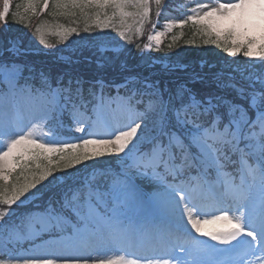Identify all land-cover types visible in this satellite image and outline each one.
Here are the masks:
<instances>
[{
	"label": "snow or ice",
	"instance_id": "6c2138e0",
	"mask_svg": "<svg viewBox=\"0 0 264 264\" xmlns=\"http://www.w3.org/2000/svg\"><path fill=\"white\" fill-rule=\"evenodd\" d=\"M154 4L155 22L150 0H0V25L11 16L12 23L31 27L32 17L51 7L52 15L82 17L85 33L110 29L129 43L133 28L142 35L151 24L146 49H159L167 33L189 25L205 45L264 66V0L178 5L185 15L165 18L164 31L155 29L168 4ZM48 33L43 24L35 27L44 47H51ZM73 33L80 34L76 27L56 34L67 39ZM92 39L102 46L110 37ZM7 50L22 51L15 40ZM22 70L0 61V264H264V75L237 89L246 101L237 104L186 86L165 97L147 81L125 96L92 92L86 98L79 82L47 89L27 79L21 84ZM105 157L119 164L103 173L102 187L69 183L41 210L17 213L43 188L66 180L56 172ZM30 163L39 171H30ZM37 218L48 225L42 229L48 244L22 256L21 241L39 237L32 227ZM216 224L224 227L205 230ZM188 226L207 239L193 237ZM105 249L124 254L107 256Z\"/></svg>",
	"mask_w": 264,
	"mask_h": 264
},
{
	"label": "trees",
	"instance_id": "16d2710c",
	"mask_svg": "<svg viewBox=\"0 0 264 264\" xmlns=\"http://www.w3.org/2000/svg\"><path fill=\"white\" fill-rule=\"evenodd\" d=\"M165 2L168 4L165 17H161L160 24L155 30L163 31L165 18L178 19L185 13L184 8L177 7L178 5H194L195 0H165ZM16 3H19V0H14V5ZM150 7L151 20L155 22L157 17L154 0H150ZM54 11L49 7L42 15L32 17L31 27L12 23L11 16L6 26L0 25V61H12L23 66L21 84L27 79L31 86L47 89L49 86L54 88L57 85H68L69 81L72 82L73 87H76L79 82L78 86L81 87L83 96L90 98V94L98 91L99 88L101 92L111 95L114 93L113 85H124L127 82V87H119L118 90L121 96H125L128 94V89H143L144 82L147 81L154 84L165 97L180 86H186L200 94L221 95L237 104H246L244 99L238 97L237 89L247 88L249 78L264 75V66L260 62L248 60L242 54L229 57L214 45H205L201 36H194L193 29L189 25L167 33L162 38L159 49L153 46L145 50L144 45L148 43L147 37L153 33L151 24L144 26L142 35L135 36V31L132 32L133 34L130 33L131 42L129 43L110 29H105L103 32L100 29H93L92 32L85 33L83 32L85 20L82 17L52 15ZM131 22L132 18H129V23ZM39 24H43L49 30V33L45 35L49 45L66 44L73 40L96 43L92 37L106 36L110 39L105 40L104 43L111 45L121 41L124 49L118 56L110 58L102 56L95 59L81 54L72 56L67 54L69 58L62 59L61 56L48 51L47 47L39 43V38L35 35V27ZM62 27H76L80 34L73 33L67 39H62L56 34L62 31ZM17 36L23 37V42L18 46L22 51L18 55L7 50L11 38L14 39ZM173 36L178 39L173 40ZM169 44L172 46L169 47ZM41 73L46 79H42ZM99 81L103 82L102 85L98 83ZM225 84L232 86L225 88L223 87ZM117 166L116 157H105L103 160L85 162L65 172L58 171L55 175L64 176L66 180L58 181L49 185L48 188H43V184L47 181L38 185L43 188V195L34 201H26L28 204L19 208L17 213L41 210L48 203V198L55 195L60 188L69 183L73 185L77 182L84 183L88 179L85 175L92 170L95 173L90 182L100 184L102 187L105 181L103 173L113 172ZM29 168L30 171H39L31 163ZM20 171L17 168L13 176L15 177ZM20 180L23 182L22 176ZM13 208H16V205H13ZM41 223L40 218H37L32 227L36 230L40 228ZM30 243L32 242L27 240L21 241L18 251L27 248Z\"/></svg>",
	"mask_w": 264,
	"mask_h": 264
},
{
	"label": "rangeland",
	"instance_id": "374dc122",
	"mask_svg": "<svg viewBox=\"0 0 264 264\" xmlns=\"http://www.w3.org/2000/svg\"><path fill=\"white\" fill-rule=\"evenodd\" d=\"M170 20H173V19H170ZM131 23H133V21ZM136 26L138 27V25H136ZM134 31H135V28H133L132 32H134ZM134 34H135V32H134ZM135 36H138V35L135 34ZM22 38L23 37L18 38V36H17L14 39L11 38V40H15L17 45L19 46L23 42ZM122 49H124V45L121 41H118L116 44L109 45V43L108 44L104 43L102 46H98L96 43H89L86 40L85 41L73 40V41H70L66 44H58V45L53 44V45H51V47H47L48 51L54 52L56 55L61 56L62 59H68L69 58L68 55L72 56V55H76V54L94 57L95 59L98 57L102 58V56H104L105 58H110V57L118 56L119 53L122 51ZM145 50H146V48H145ZM1 61H4V60H1ZM7 62H12V61H7ZM3 87H4V85L2 83H0V88H3ZM79 88L81 89L80 86H79ZM81 91H82V89H81ZM117 94H118L117 90H115L114 94L106 95L105 97H115ZM113 109H115V106H112V108H110V109H106V111L112 112ZM116 111L120 112L121 110L116 109ZM86 131H87V129H86ZM78 135H81V134L72 133V136H78ZM52 159H53V161H55L57 159V157L55 155H53ZM26 204H28V203L26 202ZM209 211H211V210H209ZM40 220H42V219H40ZM43 224H41L40 230H36L37 232H39V237L34 238V239H40L39 240L40 242H36L35 244H33V246H31V248L21 251L19 253L20 255L26 256V255H32V254H39L38 252L34 253V249H39V248H43V247L47 246L49 237H47L41 241L42 237H44L43 234L45 233L44 231H42V229L48 227V225L43 226ZM223 227H224L223 224L205 225V230H210L212 228H223ZM188 228H189V231L191 232L192 236L195 237L196 239H204V240L207 239L206 237H200L198 234H196L194 231H192L190 226H188ZM209 243H214V242L209 241ZM103 251H104L105 255H107V256H114L117 253H119L120 255L124 254L123 251H120L118 249H112V250L105 249ZM93 255H95V253H93Z\"/></svg>",
	"mask_w": 264,
	"mask_h": 264
},
{
	"label": "bare ground",
	"instance_id": "6f19581e",
	"mask_svg": "<svg viewBox=\"0 0 264 264\" xmlns=\"http://www.w3.org/2000/svg\"><path fill=\"white\" fill-rule=\"evenodd\" d=\"M129 253H131L133 250H131V249H128L127 250ZM143 255H149L150 253H148V252H144V253H142Z\"/></svg>",
	"mask_w": 264,
	"mask_h": 264
}]
</instances>
